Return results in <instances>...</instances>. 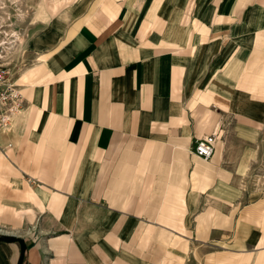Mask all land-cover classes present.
<instances>
[{
  "label": "crops",
  "instance_id": "obj_1",
  "mask_svg": "<svg viewBox=\"0 0 264 264\" xmlns=\"http://www.w3.org/2000/svg\"><path fill=\"white\" fill-rule=\"evenodd\" d=\"M56 3L0 134L23 264H264V0Z\"/></svg>",
  "mask_w": 264,
  "mask_h": 264
},
{
  "label": "rangeland",
  "instance_id": "obj_2",
  "mask_svg": "<svg viewBox=\"0 0 264 264\" xmlns=\"http://www.w3.org/2000/svg\"><path fill=\"white\" fill-rule=\"evenodd\" d=\"M56 1L58 0H0V62L7 63L16 75L32 61V56L26 52L28 33L31 35L36 31L37 21L49 20L51 9H57L60 3ZM262 163L264 165V159ZM262 174L264 175V166Z\"/></svg>",
  "mask_w": 264,
  "mask_h": 264
},
{
  "label": "built area",
  "instance_id": "obj_3",
  "mask_svg": "<svg viewBox=\"0 0 264 264\" xmlns=\"http://www.w3.org/2000/svg\"><path fill=\"white\" fill-rule=\"evenodd\" d=\"M7 63L0 62V134L12 123L14 117L24 108L22 89ZM216 133L199 140L194 152L205 160H210L216 148Z\"/></svg>",
  "mask_w": 264,
  "mask_h": 264
},
{
  "label": "water",
  "instance_id": "obj_4",
  "mask_svg": "<svg viewBox=\"0 0 264 264\" xmlns=\"http://www.w3.org/2000/svg\"><path fill=\"white\" fill-rule=\"evenodd\" d=\"M0 242L18 243L20 245V256L17 264H23L27 251V243L24 237L14 233H0Z\"/></svg>",
  "mask_w": 264,
  "mask_h": 264
}]
</instances>
